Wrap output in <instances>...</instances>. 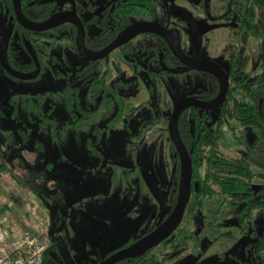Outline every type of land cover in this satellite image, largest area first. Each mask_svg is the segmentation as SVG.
Listing matches in <instances>:
<instances>
[{"label":"rangeland","instance_id":"374dc122","mask_svg":"<svg viewBox=\"0 0 264 264\" xmlns=\"http://www.w3.org/2000/svg\"><path fill=\"white\" fill-rule=\"evenodd\" d=\"M82 1L83 8H88L106 0ZM162 1L169 15V31L191 59H206L208 54L222 61L236 44L230 29L235 24L217 18L218 0ZM85 15L87 19L86 11ZM46 46L48 52L52 48L61 55L62 68L71 77L58 75L49 54L42 57L39 52L41 68L36 78L19 80L0 68V151L3 162L21 181L18 186L9 175L0 181V206L9 205L18 219L26 208L36 225L46 227L51 240L46 264H96L100 256L145 229L150 217L162 219L164 197L153 188L152 178L161 174L157 140L167 126L164 118H168L171 106L204 90V83L194 71L158 78L140 74L131 87L119 93L127 103L124 113L129 119L114 126L117 107L102 114L100 98L91 96L86 80L73 78L82 64L75 51L61 40ZM14 47L13 37L9 45L13 54L18 52ZM244 54L248 56L247 79L252 83L259 75L258 41L250 40ZM113 55L97 63L100 71ZM25 57L20 51L13 57L14 64L27 63ZM123 78L126 82L135 79ZM70 90L76 93L77 109L66 104ZM40 95L41 100H37ZM29 101L36 105L41 101L39 112L30 110ZM206 114L216 118L219 112L212 108ZM224 128L217 147L224 158L250 151L254 135L249 128L230 119L229 128ZM164 157L167 159L166 148ZM255 184L259 195L264 183L257 180ZM160 185L166 189L165 184ZM234 214L224 228L211 230L210 264L221 259L264 264V257L258 262L250 250L252 235L264 230V214L252 211L251 217L240 223L236 211ZM194 259L193 264H199Z\"/></svg>","mask_w":264,"mask_h":264},{"label":"flooded vegetation","instance_id":"af4514ba","mask_svg":"<svg viewBox=\"0 0 264 264\" xmlns=\"http://www.w3.org/2000/svg\"><path fill=\"white\" fill-rule=\"evenodd\" d=\"M120 1L123 2L124 0H106L105 2H103V4L89 6L88 8H83L82 0H19V3L21 13L24 18L35 25L48 23L52 19L59 16H64L63 18L71 19H75L74 17L76 16L80 20L84 29V47L87 52L93 55L105 49L128 25L135 22H153L161 25L169 31L168 27L170 23L168 11L167 9H165L163 1L157 0L158 3L156 4L154 15L142 14L135 19L134 17H128L129 23L125 24V26L119 32H117L119 22H126L124 15H117L116 7ZM124 10V8L121 9L122 13ZM85 11L88 16L87 19H85ZM0 17H2L0 22V54L2 55L3 53L4 42L8 37L7 46L4 48L5 63L7 67H9V69H11L20 77L35 75L36 63H38L40 71L41 67L39 63L38 52L42 57H45L46 54H49V62L51 66L56 69L58 75L66 78L71 77V75L69 73H66L62 68V63L60 61L61 55H57V53L52 51V48L50 52L47 51L46 44H50L51 46H53L56 45L57 40H61L67 43L68 46L75 51L77 57L82 62V64L76 69V72L73 73V78L86 80L88 89L89 85L96 77L104 78L109 86L120 83L122 85L128 84V86L131 87V85H133V83L136 81L137 77L143 73L151 77L158 78L165 74L179 75L194 71L200 74V80L204 83L205 89L199 92H195L192 95H186L179 101L191 99L201 103H211L220 94V82L215 76L206 71H198L194 69L185 71V65L177 57H175L166 39L158 34H140L128 43L111 51L106 57L101 59L105 60L110 56V54L114 53V55L106 62V64L104 66H101L103 68L100 71L101 68L97 65V63L101 60L86 61L80 56L77 49L78 29L74 23H64L55 28L41 32L29 31L18 23L12 0H0ZM86 23L89 26L88 29L86 27ZM13 37L15 38L14 49L18 50V52H14V54L9 50V45ZM31 48L35 52L36 61ZM20 51L25 54V58L28 59V62L23 65L17 66L14 64L13 57L19 54ZM229 52L230 51L226 53L224 57L225 59L222 58L221 61L220 59H213L212 57H208V54L206 59L194 60L182 51V53L192 62L203 65L216 66L222 69V71L228 78V90L222 103L215 107L219 112V115L216 118H212L206 114V111L210 109L200 110L194 107L183 109L179 113L177 119L178 135L180 133L179 118L196 115L199 118L206 119L207 121L205 124L208 127H212L213 129L215 127H219V130L221 131V138L219 139L218 143L223 139L225 129L224 126L227 127V129L229 128V119L227 118L228 116L226 113V101L229 89L232 86V79L229 77L228 69L230 55ZM105 68L109 70L105 71ZM1 69L16 79L24 80L20 77L12 75L10 72L4 70L3 68ZM39 71L36 73V76L34 78L38 76ZM109 74H111V77H109ZM124 76H130L135 79L133 82H126L124 81ZM110 99L112 102L110 105L111 110L103 109L104 111H102V114H110L115 107H117L118 110L117 102L115 101V99H113L112 95L110 96ZM122 103L123 106L127 104L123 100ZM175 104L171 106L168 118L164 119H167L169 121ZM104 107L107 108L106 105ZM117 113L118 115L116 118H114V121H112V125L115 124L114 126H116V122L121 121L122 123H126L128 121L129 117L126 115V113H124V107L123 111ZM167 126L163 134L157 140V146L162 154V166L159 169V173L161 174L154 177L151 176L154 179L153 188L156 192H159V194L164 197L162 205L164 206L165 211L162 219L155 216L150 217V221L146 225L145 229L136 232L134 236L126 240L123 245L114 249L112 252L100 256L96 264H99L112 254L116 253L117 251L123 250L124 248L132 245L139 239L152 232L172 212L180 188V161L175 147L169 138ZM150 132L148 133L150 134ZM148 133H146V135ZM167 139H169V142H171L174 147V151L177 155V161L168 153V143L166 142ZM165 148L167 152V159H165V157L163 158ZM117 161L119 162V160ZM177 165L179 166L178 175H176L175 173L177 171ZM155 179H158L160 182ZM160 184H165L166 189H164V187H162ZM16 185L18 184L16 183ZM255 185L257 184H253V186L256 188ZM199 186L202 187V183H197L195 178H192L191 173L190 196L185 207L181 223L166 239L160 242L157 246L152 247L151 249L135 258L126 259L115 264H193L195 262L194 258H196L199 264H210V260L212 259V257H209L212 247L209 237L211 230L224 228L227 221L230 219V215L235 214L234 212L231 213V209L228 203H225L223 207H219L218 205L214 204L213 200H207L204 196H197L196 198L195 196L196 193H198L197 190ZM255 193L258 194L257 191H255ZM50 244L51 240L49 236V246ZM251 253H253L252 250ZM255 258L257 259L256 256ZM228 260L236 261L239 264H246V262H241L234 259ZM228 260L221 259L220 261L216 262V264ZM257 261L261 262L258 259Z\"/></svg>","mask_w":264,"mask_h":264},{"label":"trees","instance_id":"16d2710c","mask_svg":"<svg viewBox=\"0 0 264 264\" xmlns=\"http://www.w3.org/2000/svg\"><path fill=\"white\" fill-rule=\"evenodd\" d=\"M218 2L217 18L235 24V27L230 29L237 38L236 44L229 50L228 69L232 86L226 101L227 118L235 120L244 128H249L254 135V142L248 153L226 159L217 149L221 138L219 127L214 129L208 127L205 124L207 120L196 115L179 118V136L191 163L192 178H195L197 183H202L195 197L204 196L207 200H213L219 207L228 203L231 213L236 211L235 218L240 223L249 219L252 211L264 214V190L258 195L253 186L257 180L264 183V0H218ZM157 3V0L120 1L116 7L117 15H124L126 22H119L117 32L129 23L130 17L135 19L142 14L154 15ZM122 8L125 9L123 13ZM250 40L258 41L260 66L259 75L252 83L247 79L248 56L244 54ZM127 87L129 88L128 84L120 83L109 86L104 78L96 77L89 85V93L94 98L99 97L100 106L107 110H111L112 95L120 113L124 106L119 93ZM41 97L42 95L37 100H41ZM40 104L41 101H38L37 105L29 101V108L34 113L39 112L37 107ZM66 104L72 110L78 108L74 90H70ZM166 142L168 153L177 161L173 145L169 139ZM175 173L179 174L178 165ZM0 174H8L21 185L18 176L3 162L1 151ZM255 194L258 195L257 200ZM252 239L254 241L251 250L257 259L262 261L264 230L259 235L253 234ZM46 257L47 251L42 264H46Z\"/></svg>","mask_w":264,"mask_h":264},{"label":"water","instance_id":"95a60500","mask_svg":"<svg viewBox=\"0 0 264 264\" xmlns=\"http://www.w3.org/2000/svg\"><path fill=\"white\" fill-rule=\"evenodd\" d=\"M13 1V8L15 14L17 16L18 23L24 27L25 29L33 32H41L48 29L55 28L61 24L72 22L77 26L78 29V36H77V49L80 56L86 61H97L101 60L106 57L111 51L121 47L122 45L128 43L136 36L144 33H154L158 34L161 37L165 38L168 44L170 45L175 57H177L184 65L185 71L194 69L198 71H206L213 76H215L218 81L220 82V94L219 96L211 103H201L195 100L186 99L179 101L175 104L170 119L168 121V133L169 138L172 144L175 147L176 153L178 154L179 161H180V188L179 194L176 199V203L170 215L152 232L144 236L143 238L139 239L132 245L124 248L123 250L117 251L116 253L112 254L99 264H115L117 262L135 258L147 250L151 249L152 247L157 246L160 242L166 239L181 223L185 207L188 203L189 196H190V185H191V164L188 158V155L183 148L177 130V119L179 113L188 107L198 108L200 110H208L211 108H215L222 103L226 96V92L228 90V78L226 74L222 71V69L216 66H209L203 65L199 63H195L190 61L181 51L179 44L175 37L164 27L159 24L153 22H135L128 25L105 49L97 54H90L86 51L83 40H84V29L80 22V20L75 16V19L71 18H63L64 16H59L57 18L52 19L48 23L42 25H35L29 21H27L21 13L20 3L19 0H12ZM8 37L5 39L3 53L0 54V66L4 70H7L12 75L16 77H20L19 75L15 74L9 67H7L4 59V48L7 46ZM33 51V49L31 48ZM33 55L36 61V55L33 51ZM39 71V65L36 63V73ZM35 75L32 76H21V79L28 80L33 79ZM218 264H239L236 261L228 260L223 261Z\"/></svg>","mask_w":264,"mask_h":264},{"label":"built area","instance_id":"2783aa9c","mask_svg":"<svg viewBox=\"0 0 264 264\" xmlns=\"http://www.w3.org/2000/svg\"><path fill=\"white\" fill-rule=\"evenodd\" d=\"M30 199L34 197L30 196ZM15 205L19 206L17 202ZM23 209V217L18 219L9 211V205L3 203L0 206V264L43 263L49 247V234L46 227L36 225L26 208Z\"/></svg>","mask_w":264,"mask_h":264},{"label":"crops","instance_id":"0c3cea01","mask_svg":"<svg viewBox=\"0 0 264 264\" xmlns=\"http://www.w3.org/2000/svg\"><path fill=\"white\" fill-rule=\"evenodd\" d=\"M8 174H0V181H4L5 180V177L7 176ZM6 183V182H5ZM4 183V185H5ZM16 183V182H15ZM3 190V188H2ZM11 201V200H10Z\"/></svg>","mask_w":264,"mask_h":264}]
</instances>
